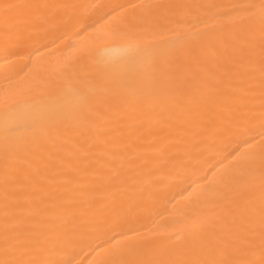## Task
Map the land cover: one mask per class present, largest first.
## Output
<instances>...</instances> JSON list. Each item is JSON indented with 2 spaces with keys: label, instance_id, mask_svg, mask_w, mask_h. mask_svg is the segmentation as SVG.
I'll use <instances>...</instances> for the list:
<instances>
[{
  "label": "snow or ice",
  "instance_id": "obj_1",
  "mask_svg": "<svg viewBox=\"0 0 264 264\" xmlns=\"http://www.w3.org/2000/svg\"><path fill=\"white\" fill-rule=\"evenodd\" d=\"M98 7L77 0L19 3L0 0V45L26 47L51 31L81 25L83 13ZM131 20L121 18L110 33L133 38L143 62L128 67H101L82 51L61 66L55 77H45L39 104L53 96L73 95L72 104H51L42 116L18 113L4 102V216L0 220V264H77L75 251L92 224L88 213L66 209L63 216L37 228L18 217L19 205L10 186L20 184V171H9V159L20 158L30 144L39 148L44 136L62 134L74 125L95 126L104 120L136 122L141 115L176 107L193 136L208 123L259 120L264 129V0H252L240 14L221 13L226 25L202 22L200 29L169 27L166 12L199 8L149 2ZM166 35L157 36L154 29ZM197 52H208L216 71L200 78L189 74L188 62ZM227 80L228 87H222ZM183 99L179 102L177 97ZM35 129L17 137L21 126ZM252 151L236 158L234 168L216 181V210L192 223L185 235L163 246L126 236L100 264H264V139L245 141ZM258 160V166H257ZM75 207L76 202H71ZM130 200L113 203V211H130Z\"/></svg>",
  "mask_w": 264,
  "mask_h": 264
},
{
  "label": "bare ground",
  "instance_id": "obj_2",
  "mask_svg": "<svg viewBox=\"0 0 264 264\" xmlns=\"http://www.w3.org/2000/svg\"><path fill=\"white\" fill-rule=\"evenodd\" d=\"M19 3L28 0H17ZM48 2V0H33ZM97 5L83 13L81 25L64 32L51 31L26 47L0 45V220L4 216V102L25 116H42L51 104H72L73 95L53 96L39 104L45 77H55L62 65L87 51L90 62L101 67H128L143 62L126 32L110 33L121 18L139 12L130 5L163 2L201 5L165 13L181 25L200 29L201 23L226 25L221 13L240 14L252 0H77ZM258 3V0H256ZM2 26V21H0ZM157 36L166 35L154 29ZM208 52H197L188 62L189 74L200 78L216 71ZM222 87H228L227 80ZM177 97V101L182 100ZM193 136L176 107L147 113L132 121L104 120L95 126L74 125L62 134L52 131L39 148L28 145L20 158L9 159V171H20V184L11 185L24 223L41 225L63 216L66 209L88 213L92 224L84 243L74 253L77 264H100L126 236L163 246L183 237L190 225L216 210V181L231 171L236 158L252 151L245 141L264 139L259 120L231 125L216 122L215 129ZM35 129L25 122L17 137ZM257 160V166H258ZM130 200V211H113L114 201ZM76 205L73 207L72 203Z\"/></svg>",
  "mask_w": 264,
  "mask_h": 264
}]
</instances>
